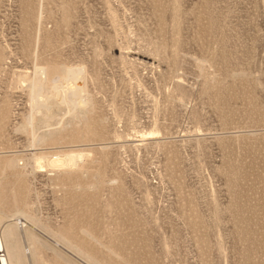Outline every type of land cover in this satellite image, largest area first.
Returning <instances> with one entry per match:
<instances>
[{
	"label": "rangeland",
	"instance_id": "obj_1",
	"mask_svg": "<svg viewBox=\"0 0 264 264\" xmlns=\"http://www.w3.org/2000/svg\"><path fill=\"white\" fill-rule=\"evenodd\" d=\"M45 62L81 69L67 84L82 85L92 105L67 141L33 147L37 132L17 125L28 79ZM5 98V212L17 194L13 162L30 173L37 157L82 155L67 179L47 165L27 177L21 205L49 242L39 264H92L48 229L66 231L98 264H264V0H0ZM81 226L99 245L77 240Z\"/></svg>",
	"mask_w": 264,
	"mask_h": 264
},
{
	"label": "bare ground",
	"instance_id": "obj_2",
	"mask_svg": "<svg viewBox=\"0 0 264 264\" xmlns=\"http://www.w3.org/2000/svg\"><path fill=\"white\" fill-rule=\"evenodd\" d=\"M42 8L43 6L39 2V5H37L38 15L41 12ZM39 32H40V28L37 27L36 34L33 39V48H32L33 52L35 51V48L37 47V44L39 43V36H40ZM46 48H49V47H46ZM34 55H35L34 56L35 58L36 54ZM46 63L47 62L44 63L45 66H43L42 64H41L42 66L41 65L34 66L33 74L30 77V79H28V85L26 86L28 98H29L28 112L24 116L21 123L17 125V130L19 132H24L25 130L29 128L32 130V132H37L32 136V139L30 142V144L33 147L43 146L45 144H50V143H59L62 141H67L68 139L66 136H64V133L67 132L69 129H71L73 126H75V124H78V123L85 124L86 121L89 119L88 114L90 113L89 110L92 105L89 96L87 94H84L85 90L84 88H81L82 85L80 87L77 85L72 86V83L74 81L70 84H67V75H71L73 78H75L74 80L76 79L79 80L80 77H82L81 69L67 71L66 68L63 69V68H60V65L59 66L57 65L60 69L59 70L60 72H56L57 70L54 69V66H56L55 65L56 63L55 64L52 63L51 68H49V66L46 67V65H49L48 63L47 64ZM82 79L83 78H81V80ZM19 80L27 81L26 78H20ZM48 82L50 83L49 85H51L50 89L52 92L50 93H53V94L52 95L46 94L47 96H45L44 90ZM70 94H74L75 98L70 99L69 98ZM6 98L0 102V127L4 125L6 121L10 118V115L13 109L11 108L10 101H8ZM69 107L71 110H73V114L70 115L69 119L67 120V108ZM62 115H66V116L61 118ZM81 158H82V155L80 153H74V154L66 156L65 158L56 157L54 159H48L46 161H42L43 159L41 157L40 158L37 157L33 161V164L31 163L32 168H31L30 173H28V170L26 169L25 166H18V164H15L14 162L12 163V165H10V169L13 170V174H15L16 176L15 181L14 180H10V181H12V184L15 185L14 189H16L17 194L16 196H14L15 194L12 195L11 204L13 205V210L11 211L5 212L0 202V264H37L42 259L40 255L41 252L39 251L43 249L44 247H47L48 245H46V243H49L47 241L46 243L42 241L36 232L37 227L35 228V226H41L40 218L35 215L32 209H29L28 203H24L23 205H21L23 201L28 199L27 197L28 193L32 190V185L27 180L28 175L29 174L32 175L34 172L39 171L41 167H43L44 165H47L48 168L51 167L52 169L53 168L57 169L60 172V174H62L63 176L65 175V178L67 179V175H71L72 173L77 174L79 171L78 172L76 171L82 168L79 162ZM74 169H76L75 172L73 171ZM3 173H6V172H4V170H0V185L2 181L1 176L3 175ZM76 174H73V175H76ZM51 181L50 183H52ZM60 185L62 187L60 189H63L66 193L67 183L63 182L62 180ZM88 188H91V186L84 185L83 191H85ZM1 189L2 188L0 187V190ZM0 195H1V191H0ZM62 195H65V194L63 193ZM58 202L60 201L58 200ZM31 210L33 212H29ZM66 213H67V210H66ZM9 217H12V218L16 217V218L14 221L12 220L8 221L11 219ZM21 217H24L26 220H28L29 223L27 221L26 222L28 224L21 223L20 222ZM25 219H22V220H25ZM66 224L67 223H65V225ZM91 230L92 229L90 228L81 226V227H78L76 230H74V234L77 236V240L87 241L88 243L93 245L92 247H94V245H99L100 240H99V237L95 235L94 232ZM48 231L56 241L62 242L66 246H69V248L73 249L75 252L81 255L82 258H85L87 261L92 262V264L93 263L98 264L96 260L94 259V256L90 254L89 251L84 250V249H87V247L83 249L80 246V244L76 243L74 240L67 237L66 231L65 232L63 231L64 233L61 232L60 230L54 231V230L48 229ZM71 232H73V230ZM51 248L53 249V247ZM108 252L111 256L118 257L111 250H109ZM55 257L64 259L62 256H59V255ZM40 264L42 263L40 262Z\"/></svg>",
	"mask_w": 264,
	"mask_h": 264
}]
</instances>
